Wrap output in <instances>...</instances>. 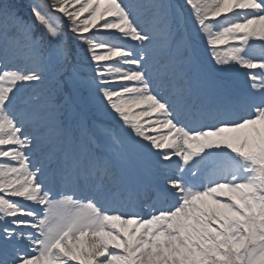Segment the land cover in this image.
Segmentation results:
<instances>
[{
	"label": "snow or ice",
	"instance_id": "1",
	"mask_svg": "<svg viewBox=\"0 0 264 264\" xmlns=\"http://www.w3.org/2000/svg\"><path fill=\"white\" fill-rule=\"evenodd\" d=\"M185 5L215 63L248 82L237 99L198 107L213 125L184 117L179 98L191 84L170 44V5L154 3L145 28L125 0L34 2L32 24L0 0L4 34L10 22L30 53V67L0 60V264H264V0ZM74 58L92 65L82 83L153 158L151 190H113L120 139L98 155L82 123L63 118L55 90L19 100L48 66L77 79ZM161 69L182 81L177 99Z\"/></svg>",
	"mask_w": 264,
	"mask_h": 264
},
{
	"label": "rangeland",
	"instance_id": "2",
	"mask_svg": "<svg viewBox=\"0 0 264 264\" xmlns=\"http://www.w3.org/2000/svg\"><path fill=\"white\" fill-rule=\"evenodd\" d=\"M7 2L13 6L14 11L24 21L32 24L34 21L30 6L34 2L47 4L48 0H7ZM125 2L137 8L140 23L145 28H151L155 23L156 10L152 7L154 3L170 5L168 12L171 16L175 17L170 44L175 53V58L184 73V79L191 84V94L185 95L193 99V103L196 104V110L199 106L205 108L222 106L223 102L221 103V101H228L239 90L247 92L248 82L242 69L238 67L230 68L227 65L220 66L215 63L210 48L207 46L204 38L198 34L193 24L189 9L185 5V0H125ZM177 20L178 23L176 22ZM64 23L65 27H67L66 20ZM42 31L37 26L34 29L33 35L39 37ZM4 33L5 28L0 25V60H3L10 67H30V53L23 32L17 31L9 22L7 25V36ZM253 39L256 42V47L259 48L261 41L258 38ZM131 43L134 44L136 42ZM43 55L47 58L46 42ZM24 58L28 61L25 62ZM166 59L165 56H158L157 61L159 64L157 66H163ZM73 64L76 65L78 72L77 79L70 82L68 80V72L62 73L58 68L48 66L44 81L41 84L24 88L19 94V100L23 101L36 94L55 90L57 103L64 105L62 109L64 113L63 118L66 122H70L73 125L82 123L87 136L91 138V146L94 151V148L97 147L101 155L110 154L112 136L120 139L121 146L119 151L124 155L125 162L120 163L117 161V183L115 184V188L138 190L141 188L146 189L147 184L153 186V158L148 154L146 149H142L116 123L108 111L106 102L96 95L95 90L89 89V87L82 83V80L87 79L93 74L91 72L92 65L82 58L79 59L78 63L77 59L74 58ZM68 71H72L71 65ZM165 74L163 69H161L163 80L169 78ZM197 84L199 87H197ZM220 86L222 90L219 89ZM217 88L219 89L218 93L216 92ZM200 89H203L207 98H203V95H200ZM169 95L173 99H177L172 93ZM220 96L223 97L219 98ZM181 99L182 97L179 98L180 101ZM211 100H216V103L211 104ZM189 116V122L195 123L201 120L199 115L190 114ZM212 122L213 120L210 119L209 121L206 119L204 124L213 125ZM77 134L79 133L77 132ZM98 137L100 138L99 141L97 140ZM81 183L83 182L81 181ZM0 245H2V241H0Z\"/></svg>",
	"mask_w": 264,
	"mask_h": 264
},
{
	"label": "bare ground",
	"instance_id": "3",
	"mask_svg": "<svg viewBox=\"0 0 264 264\" xmlns=\"http://www.w3.org/2000/svg\"><path fill=\"white\" fill-rule=\"evenodd\" d=\"M14 57H16V55H14ZM24 60H25V62H27L28 60L27 59H25L24 58ZM11 61H13V59H11ZM15 63H16V61H14ZM19 63H20V61H19ZM159 64V63H158ZM167 74H165V76H166ZM164 76V77H165ZM166 77H169V76H166ZM164 81V84L167 86V91H168V95L169 94H174V92H176L179 88H180V86H181V83H182V81H179V80H177V81H175V82H171L170 83V77L169 78H166V80L164 79L163 80ZM246 93V91L245 90H239L238 92H236L235 93V95L233 96V97H231L228 101H227V103H229V102H231V101H233V100H235V99H237L238 97H240V96H242L243 94H245ZM180 105H181V107H182V110H183V112H184V117L189 121V115L190 114H192V115H198V113H197V110H196V104L195 103H193V99L190 97V96H187V95H184L183 97H182V99H181V101H180ZM139 109H135V111H138ZM238 115H246V113H243V112H241V113H238ZM206 119H201L200 121H197V122H195V123H198V124H204V121H205ZM215 124V123H214ZM45 151H47V150H45ZM152 182H153V186L151 185H148L147 184V187H146V189H149V190H151L153 187H154V183H155V175H154V173L152 174ZM115 186L116 185H113V190L115 189Z\"/></svg>",
	"mask_w": 264,
	"mask_h": 264
},
{
	"label": "trees",
	"instance_id": "4",
	"mask_svg": "<svg viewBox=\"0 0 264 264\" xmlns=\"http://www.w3.org/2000/svg\"><path fill=\"white\" fill-rule=\"evenodd\" d=\"M97 138V137H96ZM98 141L100 140V138L98 137V139H97Z\"/></svg>",
	"mask_w": 264,
	"mask_h": 264
}]
</instances>
